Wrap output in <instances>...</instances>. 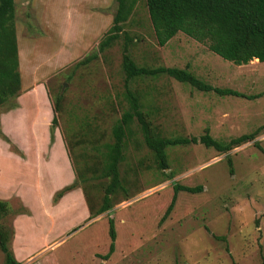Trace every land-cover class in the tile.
I'll return each mask as SVG.
<instances>
[{"label":"rangeland","instance_id":"obj_1","mask_svg":"<svg viewBox=\"0 0 264 264\" xmlns=\"http://www.w3.org/2000/svg\"><path fill=\"white\" fill-rule=\"evenodd\" d=\"M13 6L19 95L36 81L52 98L60 94L52 131L61 134L80 164L95 162L97 149L111 140V126L127 107L121 40L95 59L75 63L96 50L115 0H13ZM123 29L133 38L128 52L137 65L186 68L213 87L248 96L199 91L166 75L136 77L127 87L138 95L160 135L198 137L206 130L221 143L241 134L254 137L225 153L199 142L167 146L168 167L159 170L133 121L118 166L123 190L113 196L111 209L88 220L74 196L80 187L51 206L55 181L50 172L60 176L58 183L67 179V169L55 151L39 163L47 156L41 137L51 118L42 120L33 93L26 91L22 110L2 117L15 141L2 130L0 119L1 133L20 152L0 138V199L8 204L4 224L14 221V238L8 242L14 259L19 264H264V62L235 65L181 32L158 46L144 0L137 1ZM11 101L0 105V112L10 109ZM47 132L49 145L53 137ZM95 175L86 170V182L79 183L93 209L106 183ZM172 183L202 188L177 191L171 211L159 221L172 197ZM108 217L114 247L107 259H100L109 243Z\"/></svg>","mask_w":264,"mask_h":264},{"label":"trees","instance_id":"obj_2","mask_svg":"<svg viewBox=\"0 0 264 264\" xmlns=\"http://www.w3.org/2000/svg\"><path fill=\"white\" fill-rule=\"evenodd\" d=\"M138 0H115V9L111 23L96 44V50L79 60V65L95 59L98 53L110 47L116 40H121L120 69L123 73L122 95L127 107L120 113L119 118L111 126V140L100 144L99 158L87 165V160H75L66 142L61 136L64 151L72 170L73 180L54 191L52 202H55L65 192L80 187L87 208V219H92L111 209L113 196L118 190H123L118 166L123 160V150L126 142L133 134L132 123L136 122L144 145L150 150L155 166L159 170L168 167L164 149L167 146L186 145L199 142L205 147H213L216 151L225 153L254 136L252 133L232 137L224 143L212 138L205 130L198 137H166L160 135L151 125L148 112L144 111L138 95L129 90L128 82L136 77H156L166 75L180 83H186L199 91H212L218 95L248 97L235 90L213 87L198 79L186 68L137 65L128 52V46L133 42L132 36L123 29L124 23L130 17ZM147 16L154 39L158 46L164 45L177 32L198 41L206 42L207 49L220 58L235 65L248 63L252 59L264 62V0H144ZM13 0H0V105L12 100L9 108L16 105L15 98L20 91V76L18 71L17 49L15 39ZM45 88L50 104L51 119L49 131L55 128L56 112L60 110V94L51 97ZM91 132L90 128H87ZM51 136V134H50ZM0 138L9 144L14 153L19 150L11 144L0 131ZM96 148L98 146H95ZM83 156V155H82ZM81 158V156H78ZM91 165V169H90ZM98 172L96 178L106 179L103 186L101 202L94 209L87 201L84 187L79 183L86 182L85 171ZM93 176V175H92ZM89 177V176H88ZM172 197L165 207L159 221L169 214L173 207L177 191L194 193L201 190L200 185L185 186L172 183ZM8 212V204L0 199V252L3 255L2 264H19L8 247L12 240V226L4 224V216ZM109 243L107 251L100 259H107L114 247L113 221L108 217Z\"/></svg>","mask_w":264,"mask_h":264},{"label":"crops","instance_id":"obj_3","mask_svg":"<svg viewBox=\"0 0 264 264\" xmlns=\"http://www.w3.org/2000/svg\"><path fill=\"white\" fill-rule=\"evenodd\" d=\"M253 60H255V59H253ZM22 90H24V89H22ZM26 91H28L29 92V94H30V92L31 93H33L32 94V98H33V102L36 100V102H35V108L37 107V109H38V112L41 114V117H42V120H47V119H49V118H51V109H50V105L48 104V100H47V96H46V93L44 92V88H43V86H42V84L41 83H38L37 81L36 82H34L33 83V85H32V87L30 88V89H27V90H25L24 92L26 93ZM25 93H23V94H21V95H19L18 97H16V105H15V107H13V108H10V109H6V110H4V111H2V112H0V119H1V128H2V130L5 132V133H9V134H11V137H12V139H13V141H15V137H14V134H13V132L9 129V126H8V122H7V124H5L4 123V121H3V118L2 117H4V115L6 116V115H12L13 113H15V112H19V111H21L22 110V108H21V106H22V103H21V98H22V96L25 94ZM28 94V95H29ZM21 108V109H20ZM43 113V114H42ZM39 114V115H40ZM46 116V117H45ZM44 118V119H43ZM7 125V126H6ZM45 126H44V133L42 134V137H41V140H42V142H46V154H47V156H46V159H45V157H43L42 158V160H40L39 161V163L41 162V161H43L44 163L46 162V161H48L49 160V158L50 157H52L51 156V154L53 153V151H55L56 153H58V156L62 159V161H63V164H64V168H66L67 169V171L66 172H64L67 176V179L66 180H59V182L58 183H56V180L58 179V177H60V176H58V177H56V173H53V171H51L50 172V177H51V180L52 181H55V184L52 186V189L50 190V192L52 193H54V191H56L57 189H59L63 184H66V183H70L72 180H73V174H72V170H70L71 168H70V165H69V162H68V159H67V156H66V153H65V151H64V146H63V144H62V141H61V137H60V135H59V133H57V131L54 129L53 131H52V142L48 145V143H49V136H50V134L47 132L46 133V129L48 128L49 129V127H48V124H47V122H45V124H44ZM5 128V129H4ZM10 130V131H9ZM34 140H36V142H34V143H36L35 145L37 146V151H38V147H39V145L41 144V142H40V137L38 138V137H36V138H34ZM20 147V146H19ZM21 158V157H20ZM55 172V171H54ZM54 177H55V179H54ZM72 178V179H71ZM75 188H77V189H79L78 187H75ZM80 190V189H79ZM70 191V190H69ZM69 191H67V192H65L62 196H60L55 202H52V195H53V193L51 194V206L52 207H57V206H59L60 204H61V202L63 201V200H65V198L67 197V196H69L68 194V192ZM78 196H76V195H74L80 202H81V204H82V206H83V209H84V213H86L87 214V208H86V205H85V202H84V199H83V196H82V192L80 191L79 192V194H77ZM92 219H94V218H92ZM12 226L14 227V233H13V236H12V238H14V234H15V226H14V221H12ZM13 240V239H12Z\"/></svg>","mask_w":264,"mask_h":264}]
</instances>
